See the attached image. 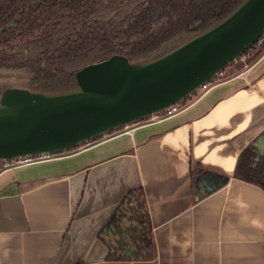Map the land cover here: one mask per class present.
I'll return each mask as SVG.
<instances>
[{
    "label": "crops",
    "instance_id": "0c3cea01",
    "mask_svg": "<svg viewBox=\"0 0 264 264\" xmlns=\"http://www.w3.org/2000/svg\"><path fill=\"white\" fill-rule=\"evenodd\" d=\"M181 103L0 169V264H264V187L234 172L246 147L243 166L264 172V52ZM213 174L228 180L210 190ZM134 187L145 192L153 255L106 259L99 231Z\"/></svg>",
    "mask_w": 264,
    "mask_h": 264
},
{
    "label": "trees",
    "instance_id": "16d2710c",
    "mask_svg": "<svg viewBox=\"0 0 264 264\" xmlns=\"http://www.w3.org/2000/svg\"><path fill=\"white\" fill-rule=\"evenodd\" d=\"M242 1L0 0V68L27 72L26 77L2 85L0 93L14 83L49 94L76 90L75 72L84 64L114 53L130 60L149 57L182 32L205 31ZM263 52L264 35L241 54L244 59L238 57L231 71L252 63ZM252 155L250 147L241 152L235 175L259 181L264 187V172L258 167L243 166V158L250 160ZM13 160L0 158V169ZM227 180V175L213 174L208 181L212 183L210 190ZM99 237L107 246L106 259L152 257V222L142 187L128 190Z\"/></svg>",
    "mask_w": 264,
    "mask_h": 264
},
{
    "label": "water",
    "instance_id": "95a60500",
    "mask_svg": "<svg viewBox=\"0 0 264 264\" xmlns=\"http://www.w3.org/2000/svg\"><path fill=\"white\" fill-rule=\"evenodd\" d=\"M263 35L264 0H243L205 31L182 32L160 54L130 60L114 53L84 64L75 72L76 90L8 85L0 93V158L57 153L148 118L185 99Z\"/></svg>",
    "mask_w": 264,
    "mask_h": 264
},
{
    "label": "built area",
    "instance_id": "2783aa9c",
    "mask_svg": "<svg viewBox=\"0 0 264 264\" xmlns=\"http://www.w3.org/2000/svg\"><path fill=\"white\" fill-rule=\"evenodd\" d=\"M240 58L244 59V57H240ZM237 60H238V58L234 59L232 62L228 63L226 66H224L223 68L218 70L213 77L215 80L212 82L211 80L213 78H211L210 80L206 81L204 84H202L201 90H205L210 84L215 83V82L220 81L223 78H225L228 75V71L232 68L233 64L237 62ZM179 109H180V104L175 103V104H172V105L166 107L162 111L152 115V117L160 118V117L170 116V115L174 114L175 112H177ZM53 154L54 153H52V154L43 153V154H39L36 156L20 157V158L14 159L13 161H11V163H14V164L30 163V162H34L37 160L49 158Z\"/></svg>",
    "mask_w": 264,
    "mask_h": 264
},
{
    "label": "rangeland",
    "instance_id": "374dc122",
    "mask_svg": "<svg viewBox=\"0 0 264 264\" xmlns=\"http://www.w3.org/2000/svg\"><path fill=\"white\" fill-rule=\"evenodd\" d=\"M177 41L178 40H173V41H171V42H169V43H167V44H165L163 47H162V49L161 50H159V51H157L155 54H153V55H157V54H160L161 52L160 51H162V50H168V49H170L171 47H173V46H175L176 45V43H177ZM163 52V51H162ZM23 73H26V71L25 70H23V69H11V68H0V80L1 79H9V78H16V77H18L20 74H23ZM215 79L213 78L211 81L213 82ZM4 83V82H3ZM2 85H4V84H0V87L2 86ZM10 85H16V84H10ZM202 88V85L199 87V88H197L196 90H198V89H201ZM183 100H184V98L181 100V101H179L178 103L179 104H182L181 102H183ZM60 152H62V151H60ZM60 152H57V153H60Z\"/></svg>",
    "mask_w": 264,
    "mask_h": 264
}]
</instances>
